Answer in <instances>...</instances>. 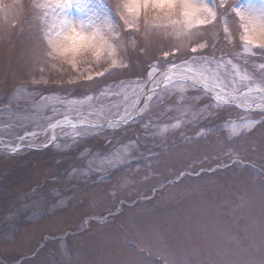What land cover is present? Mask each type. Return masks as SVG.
<instances>
[{
    "label": "rangeland",
    "instance_id": "1",
    "mask_svg": "<svg viewBox=\"0 0 264 264\" xmlns=\"http://www.w3.org/2000/svg\"><path fill=\"white\" fill-rule=\"evenodd\" d=\"M39 2L41 0H0V5L12 9L7 17L0 13L1 143H19L17 137L30 132L38 133L42 139L50 118L54 121L66 115L69 121L78 122L77 117H84L91 111L94 119H117L116 113L123 110L125 103L122 92L118 97L104 96L84 100L81 104L86 89L80 85L87 84L89 89H94L96 84L84 80L59 61L50 60L45 65L32 62L34 41L43 19L35 7ZM119 2L84 0L81 7L71 9L70 15L86 20L93 14L107 13L111 8V18L116 14ZM228 2L242 10L264 6V0ZM224 27L223 21L216 27L206 26L199 32L200 42L209 47L218 44L225 53H231L236 58L234 63L241 67V75L245 72L249 76L258 75L264 58L256 55L240 59L244 53L239 18L233 13L227 21L230 40L224 38ZM216 54L219 57L221 52ZM126 55H140L142 60L148 61L160 53L156 48L145 53H136L131 47L119 50V57ZM86 67H91L95 75L108 66L103 61L100 65L92 62L82 65L81 70ZM142 70L141 64L133 71L116 69L120 73L118 79L109 80L114 85L113 91H121L115 87L119 80L134 81ZM229 73L225 91L232 93L230 69ZM70 79H75V83H69ZM34 80L40 82L34 83ZM246 83L236 79L235 86L239 89L236 94L246 91ZM176 88L180 94L173 106L158 103V98L165 96L164 90L159 89L153 95L152 106L146 109L144 116L145 121L150 120L147 131L141 126L143 114H139L135 121L123 126L104 127L73 141L75 132L68 122L65 131L57 129V141L55 144L50 142L47 149L25 148L16 155L0 151V198L18 196L25 205L22 219L17 221L12 257L22 264H46L53 257L60 258L59 249L69 259L99 260L103 244L116 238L119 248L114 258L129 264H164L165 251L178 247L175 229L188 205L185 190L197 179L196 174L203 177V183L215 184L222 190L223 197L231 199L226 188L229 179L258 171L264 164V132L260 124L264 121V111H244L228 104L207 111L201 106L194 113L193 109L200 104L194 98L200 96L206 100L208 94L185 85ZM33 89L43 91L46 101L40 100V92L30 91ZM70 96L76 103H54L58 98ZM263 101L264 95L255 93L247 100L241 99L244 104L258 105ZM113 103H119L120 109L113 107ZM209 112L211 119H206ZM216 113L222 118L218 119ZM85 146L92 150V155L81 158L80 149ZM96 149L101 151L96 152ZM117 153L120 156L135 155L118 163ZM234 158L240 159L242 166H234V171L223 167L224 163L232 165ZM217 168L213 175L210 169ZM85 169L87 175H83ZM179 172L193 175L182 184H169V181L177 180ZM228 199L223 200L219 224L238 232L250 249L251 258L258 261V241L249 243L243 238L250 232L251 219L258 216L259 193H255L252 205L242 212H233ZM3 227L0 225V229ZM7 259L0 256V264H6Z\"/></svg>",
    "mask_w": 264,
    "mask_h": 264
},
{
    "label": "snow or ice",
    "instance_id": "2",
    "mask_svg": "<svg viewBox=\"0 0 264 264\" xmlns=\"http://www.w3.org/2000/svg\"><path fill=\"white\" fill-rule=\"evenodd\" d=\"M83 3L84 0H41L35 5L43 19L34 41L32 62L45 65L50 60L59 61L84 80L96 84L97 88L94 89H89L87 84L80 85L86 89L80 99L81 104L84 100L92 101L104 96L118 97L123 92L125 102L123 110L117 111L118 119L107 120L108 128H115L129 120L135 121L139 113L143 114L141 126L147 131L150 120L145 121L144 116L147 115L146 109L152 106L153 94L157 89L165 91V96L159 97L158 103L173 106L178 102L177 97L180 94L176 86L201 87L203 92L208 93V97L206 100L200 96L194 98L200 101L193 109L194 113L198 112L201 106L207 111L212 107H226L241 99L247 100L254 93L264 95V60L260 64L258 75L253 73L249 76L247 72L241 75V67L234 63L236 58L231 53H225L218 44L209 47L207 43L200 42L199 38V32L205 30L206 26L216 27L223 21L224 38L230 40L227 21L234 13L240 21V40L244 53L240 59L256 55L264 58V6L259 9L242 10L228 0H120L116 5V14L111 18H109L111 8H108L107 13L93 14L86 20L73 18L70 15L71 9L79 8ZM11 12V7L5 8L0 5V13L5 17ZM192 29L199 31L194 32ZM129 47L136 53H145L150 48H156L160 55L148 61L142 60L140 55L118 56L120 49L127 50ZM217 51L221 52L219 57ZM102 61L108 67L96 72L95 75L92 74L91 67L81 70L82 65L92 62L100 65ZM137 64L143 65L141 74L134 81L119 80L115 87L121 91H113L114 85L110 84L109 80H117L120 75L115 70L133 71ZM229 69L232 74L230 81L233 86L232 93L225 91L226 84L229 83ZM237 78L247 81L244 84L246 91L239 94H236L239 92L235 86ZM39 82L34 80V83ZM69 83H75V79H70ZM101 84L103 87H100ZM30 91L40 92V100L46 101L43 91L39 89ZM89 92L94 94L90 95ZM54 103L68 105L76 103V100L71 96L61 97ZM113 107L120 109V104L113 103ZM52 110L55 111V108ZM211 115L209 112L206 119H211ZM216 116L218 119L222 118L219 113H216ZM68 122L69 118L66 115L63 119L54 121L50 118L42 139L36 132L18 136L19 143H13L7 152L16 155L25 148L39 151L38 145L47 149L49 142L55 144L57 141L56 130L65 131L64 126ZM260 124L264 132V121H260ZM103 126L89 111L81 120L79 127L76 124L71 125L75 132L72 139L77 141V138H86L89 133ZM235 131L234 127L233 132ZM31 137L37 139L33 140ZM100 151L101 149H96V152ZM80 154L83 158L92 155V150L85 146L80 149ZM131 155L135 153L128 156H120L117 153V162H126ZM234 166H242L241 160L234 158L232 165L223 164V167L230 171H234ZM72 167L75 168L74 165ZM218 168L210 169L213 175ZM193 173L179 172L177 180L169 181V184H182ZM87 174L88 170H83V175ZM196 175L197 179L185 190L188 205L177 221L179 226L175 230L178 247L165 251L162 256L164 264H264V164L258 171L241 173L239 177L229 179L226 188L231 199L223 197L222 190L215 184L203 183V177ZM256 192L259 193V213L251 219L250 232L243 239L249 243L253 240L258 241V261L251 258L250 249L245 246L240 234L222 228L218 220L224 199H228L233 212H242L252 205ZM24 208L25 205L18 196L11 199L0 198V225L5 226L0 229L2 233L0 256L8 258L6 264H22V261L12 257L11 253L15 242L14 233L18 228L17 221L22 219L21 213ZM118 248L119 242L113 238L103 244L102 257L92 261L69 259L57 249L60 258L53 257L46 264H129L128 261L114 258ZM109 256L113 258H105Z\"/></svg>",
    "mask_w": 264,
    "mask_h": 264
},
{
    "label": "water",
    "instance_id": "3",
    "mask_svg": "<svg viewBox=\"0 0 264 264\" xmlns=\"http://www.w3.org/2000/svg\"><path fill=\"white\" fill-rule=\"evenodd\" d=\"M197 87H198L199 89L202 90L201 87H199V86H197ZM157 90H158V89H157ZM141 100H143V98H142ZM234 103H236V102H234ZM236 104H237V103H236ZM139 106L142 107V105H139ZM137 115H138V114H137ZM117 119H118V118H117ZM113 120H115V119H113ZM69 122H70L71 125H72V124H76L77 126H79L80 123H81V121H78V122H71V120H70ZM106 122H107V120H106L105 122L101 123V124L104 125L102 128L107 127ZM123 124H125V123H120L119 125H123ZM119 125H117V127H118ZM9 147H10V145H7V144H2V145H0V149H1V150H3V148H9Z\"/></svg>",
    "mask_w": 264,
    "mask_h": 264
},
{
    "label": "bare ground",
    "instance_id": "4",
    "mask_svg": "<svg viewBox=\"0 0 264 264\" xmlns=\"http://www.w3.org/2000/svg\"><path fill=\"white\" fill-rule=\"evenodd\" d=\"M142 106H143V105H142ZM255 110H258V111H261V110H262V111H263V110H264V101L261 102V103H259ZM83 118H84V117H82V116L77 117V119H78L79 121H81ZM99 121H102V120H99ZM58 133H59V131L56 130V135H57Z\"/></svg>",
    "mask_w": 264,
    "mask_h": 264
}]
</instances>
